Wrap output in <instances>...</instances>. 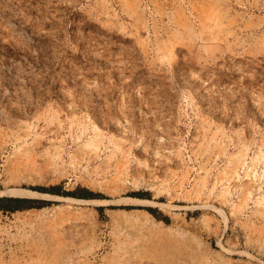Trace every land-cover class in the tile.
I'll list each match as a JSON object with an SVG mask.
<instances>
[{
  "label": "rangeland",
  "instance_id": "374dc122",
  "mask_svg": "<svg viewBox=\"0 0 264 264\" xmlns=\"http://www.w3.org/2000/svg\"><path fill=\"white\" fill-rule=\"evenodd\" d=\"M2 197L0 264H264V0H0Z\"/></svg>",
  "mask_w": 264,
  "mask_h": 264
},
{
  "label": "trees",
  "instance_id": "16d2710c",
  "mask_svg": "<svg viewBox=\"0 0 264 264\" xmlns=\"http://www.w3.org/2000/svg\"><path fill=\"white\" fill-rule=\"evenodd\" d=\"M33 190L44 193H49L52 195H62V196H73L76 198H82V199H99L103 198L100 194L92 193L88 191L87 189H80L81 193L77 194L76 191L72 193H64L59 190V187H53L48 190L40 189V188H34ZM131 196L143 199L144 196L140 193H133ZM45 202H36L32 199H22V198H12V197H2L0 198V211L3 213H14L16 211H22V210H28L32 208H41ZM150 215L153 217L163 220L159 213L155 209L152 208H146L145 209Z\"/></svg>",
  "mask_w": 264,
  "mask_h": 264
}]
</instances>
